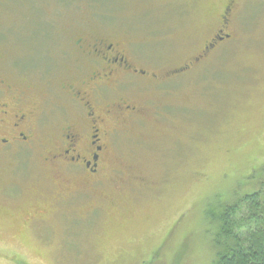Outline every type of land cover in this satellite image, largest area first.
<instances>
[{
  "label": "rangeland",
  "instance_id": "1",
  "mask_svg": "<svg viewBox=\"0 0 264 264\" xmlns=\"http://www.w3.org/2000/svg\"><path fill=\"white\" fill-rule=\"evenodd\" d=\"M88 33L120 41L157 83L125 92L146 110L113 136L98 221L31 224L61 184L41 150L3 157L0 264H213L217 217L264 197V0H0L2 73L49 96L44 108L65 106L60 87L78 69L63 52Z\"/></svg>",
  "mask_w": 264,
  "mask_h": 264
},
{
  "label": "flooded vegetation",
  "instance_id": "2",
  "mask_svg": "<svg viewBox=\"0 0 264 264\" xmlns=\"http://www.w3.org/2000/svg\"><path fill=\"white\" fill-rule=\"evenodd\" d=\"M229 37L218 35L206 50ZM70 45L63 55L75 61L78 71L72 81L60 87L67 100L65 106L60 103L44 108L52 100L49 96L39 101L19 85H12L2 73L4 60L0 59V162L3 157H36L41 150L51 179L61 184L55 192V187L51 188L50 204L29 212L31 224L46 223L50 215L58 214L75 221H98L109 198L108 193L98 190L105 185L110 169L113 136L123 129L122 123L139 119L146 110L142 113L140 104L132 102L125 92L130 85L140 87L144 80H158L156 74L139 68L128 48L116 39L88 33ZM189 68L186 65L185 69ZM67 108L72 111L71 118L54 122L51 115ZM92 198L97 200L93 205Z\"/></svg>",
  "mask_w": 264,
  "mask_h": 264
},
{
  "label": "trees",
  "instance_id": "3",
  "mask_svg": "<svg viewBox=\"0 0 264 264\" xmlns=\"http://www.w3.org/2000/svg\"><path fill=\"white\" fill-rule=\"evenodd\" d=\"M217 259L213 264H264V197L247 194L228 206L221 218ZM223 235V236H220Z\"/></svg>",
  "mask_w": 264,
  "mask_h": 264
}]
</instances>
